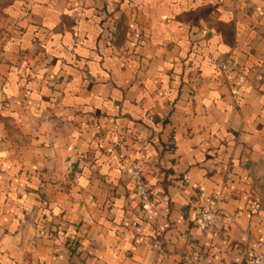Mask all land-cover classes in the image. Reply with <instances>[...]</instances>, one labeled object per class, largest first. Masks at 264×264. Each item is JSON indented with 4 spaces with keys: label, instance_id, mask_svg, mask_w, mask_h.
Instances as JSON below:
<instances>
[{
    "label": "crops",
    "instance_id": "0c3cea01",
    "mask_svg": "<svg viewBox=\"0 0 264 264\" xmlns=\"http://www.w3.org/2000/svg\"><path fill=\"white\" fill-rule=\"evenodd\" d=\"M259 241L264 0H0V264H243Z\"/></svg>",
    "mask_w": 264,
    "mask_h": 264
},
{
    "label": "built area",
    "instance_id": "2783aa9c",
    "mask_svg": "<svg viewBox=\"0 0 264 264\" xmlns=\"http://www.w3.org/2000/svg\"><path fill=\"white\" fill-rule=\"evenodd\" d=\"M222 68L227 69L228 67L226 65H223ZM129 174L134 181L135 189L139 194V196L141 197L142 203L143 204L148 203L151 196V187L147 183L143 172L140 169H138L135 165H130ZM219 200L220 197H215L200 213H198L195 216L194 222L198 228H200L201 230H208L217 223L220 215V208L218 205ZM200 260H201L200 253L196 252L194 254L192 264H200ZM215 264H235V263L226 262L224 260H218ZM243 264H264L263 242L261 241L258 242L257 247L255 248L252 256Z\"/></svg>",
    "mask_w": 264,
    "mask_h": 264
}]
</instances>
